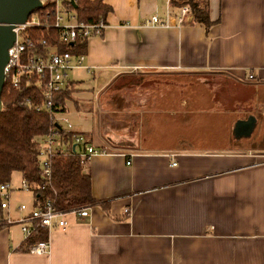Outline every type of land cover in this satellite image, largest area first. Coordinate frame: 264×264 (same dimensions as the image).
I'll list each match as a JSON object with an SVG mask.
<instances>
[{
    "label": "crops",
    "instance_id": "crops-1",
    "mask_svg": "<svg viewBox=\"0 0 264 264\" xmlns=\"http://www.w3.org/2000/svg\"><path fill=\"white\" fill-rule=\"evenodd\" d=\"M166 1L103 0L60 115L101 150L84 168L98 203L43 229V255L0 226V264H264V0H209L208 33ZM9 183L0 217L17 219L33 196Z\"/></svg>",
    "mask_w": 264,
    "mask_h": 264
},
{
    "label": "built area",
    "instance_id": "built-area-1",
    "mask_svg": "<svg viewBox=\"0 0 264 264\" xmlns=\"http://www.w3.org/2000/svg\"><path fill=\"white\" fill-rule=\"evenodd\" d=\"M170 0L166 1V14L170 15ZM43 9V8H42ZM49 13V12H48ZM51 21H45L44 25H49L57 29L58 39L62 43H73L77 39H88L92 36H99L107 27L105 21L97 23H85L79 21L72 6V0H52ZM177 23L188 24L192 19L188 6H182L178 10ZM169 18V17H168ZM42 24L36 12L29 15L25 23L13 27L15 40L8 49V61L4 67V83L10 88H18L22 79L29 82L34 78L35 83L42 86V103L34 106L36 111L44 110L50 114L52 126L48 131L35 138L39 146L38 158L41 177L50 181L51 178V156L53 154L79 155L87 162L91 156L100 153L96 147L87 142L80 134H74L70 142H66L61 134V130L71 132L60 123V112L56 111L53 103L54 94L66 88L68 83V72L72 68L83 67L84 55H74L69 51L59 52L57 46L45 44L43 39H33L29 36L27 29ZM144 24L146 26L166 27L170 25L167 19L162 20L154 14L148 18ZM248 79H253L249 74ZM28 104H32L28 100ZM58 125V126H57ZM69 127V125H67ZM130 160L127 161V164ZM175 165V163H173ZM20 189L29 192L33 196L29 182L22 178ZM12 194V186L9 182L0 183V208L9 209ZM17 209L21 216L13 219L10 215L0 217V226L17 223L23 234L24 240H28L34 233V228L38 225L42 229L51 231L55 227L64 229L67 226L66 215L74 214L78 218H84L90 214V205L73 207L70 210H61L54 207L51 199H46L40 205L33 204L30 208L21 203ZM130 211L124 210L125 214ZM49 240L41 239L28 246L31 254L43 255L49 252Z\"/></svg>",
    "mask_w": 264,
    "mask_h": 264
},
{
    "label": "trees",
    "instance_id": "trees-1",
    "mask_svg": "<svg viewBox=\"0 0 264 264\" xmlns=\"http://www.w3.org/2000/svg\"><path fill=\"white\" fill-rule=\"evenodd\" d=\"M76 17L85 23L106 21L111 10L103 0H75ZM170 6L176 12L182 6H188L192 22H198L206 33L217 21L210 17L209 0H170ZM52 0H46L43 9L36 13L42 24L27 29L33 39H43L45 44L57 46L59 52L69 51L74 55L84 54L86 39H77L72 45L62 43L58 39L56 28L44 25L51 21ZM49 12V13H48ZM101 35V34H100ZM72 85L57 91L53 103L57 112L65 113V101L71 98ZM42 86L32 78L29 82L22 79L18 88H10L4 83L1 92L3 109L0 112V183L9 182L14 172H20L22 178L31 185L34 204L40 205L51 199L57 209L70 210L82 205L98 203L91 193L90 175L84 172L86 163L79 155L53 154L51 156V178L46 182L39 169V146L35 138L45 134L52 126L50 114L44 110L36 111L34 106L42 103ZM28 100L32 103L28 104ZM64 140L68 143L74 132L61 130ZM27 240V246L41 240L45 231L38 225Z\"/></svg>",
    "mask_w": 264,
    "mask_h": 264
},
{
    "label": "water",
    "instance_id": "water-1",
    "mask_svg": "<svg viewBox=\"0 0 264 264\" xmlns=\"http://www.w3.org/2000/svg\"><path fill=\"white\" fill-rule=\"evenodd\" d=\"M46 0H0V112L3 109L1 92L4 86V67L8 61V49L15 40L13 27L23 24L32 13L42 9ZM73 8H76L75 0H72ZM73 43H70L72 45ZM239 123V124H238ZM253 118L237 122L236 125L250 133ZM251 124V125H250ZM58 126V125H57Z\"/></svg>",
    "mask_w": 264,
    "mask_h": 264
},
{
    "label": "rangeland",
    "instance_id": "rangeland-1",
    "mask_svg": "<svg viewBox=\"0 0 264 264\" xmlns=\"http://www.w3.org/2000/svg\"><path fill=\"white\" fill-rule=\"evenodd\" d=\"M62 123V122H61ZM67 126V125H66ZM65 126V127H66ZM12 182H13V184H19L20 183V175H19V172H14L13 174H12ZM28 193V192H27ZM26 194V193H25ZM29 196V195H28Z\"/></svg>",
    "mask_w": 264,
    "mask_h": 264
}]
</instances>
